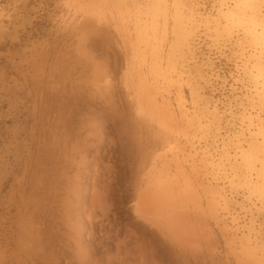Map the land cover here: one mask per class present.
<instances>
[{
  "label": "rangeland",
  "instance_id": "obj_1",
  "mask_svg": "<svg viewBox=\"0 0 264 264\" xmlns=\"http://www.w3.org/2000/svg\"><path fill=\"white\" fill-rule=\"evenodd\" d=\"M233 8L0 0V264H264L240 154L259 46Z\"/></svg>",
  "mask_w": 264,
  "mask_h": 264
},
{
  "label": "bare ground",
  "instance_id": "obj_2",
  "mask_svg": "<svg viewBox=\"0 0 264 264\" xmlns=\"http://www.w3.org/2000/svg\"><path fill=\"white\" fill-rule=\"evenodd\" d=\"M233 1L234 8L228 11L226 10L223 16L225 21L224 27L227 29L228 26L232 28V25H234L243 28L247 34H250V37L254 40L255 44L259 46V51L255 57V62L257 64L256 75L257 78L261 79L260 92L264 93V15L259 13V5L264 6V0ZM258 31L261 32L256 34ZM165 111L168 116L171 115L169 108H166ZM261 138L262 142H258L256 140L257 138L253 142L250 140L251 143H249L250 145L248 144V149L241 150V152H239L242 156V162H244V167L247 171V176H243L244 178L241 180L243 182L242 184L246 185V187H251V189H255L260 193V195L262 194L264 197V191L261 189L258 183L251 180L254 173L255 175L257 174L256 176L259 178L262 177V175L264 176V137L262 136ZM261 154L262 158H259Z\"/></svg>",
  "mask_w": 264,
  "mask_h": 264
}]
</instances>
